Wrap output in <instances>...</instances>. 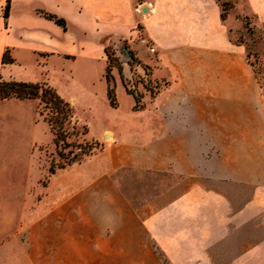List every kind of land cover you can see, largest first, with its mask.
Returning <instances> with one entry per match:
<instances>
[{
	"label": "crops",
	"instance_id": "crops-1",
	"mask_svg": "<svg viewBox=\"0 0 264 264\" xmlns=\"http://www.w3.org/2000/svg\"><path fill=\"white\" fill-rule=\"evenodd\" d=\"M5 4L0 78L47 83L72 104L84 139L100 143L51 173L47 194L25 201L35 203L25 264H165L159 251L181 263L188 237L172 218L174 209L186 216L188 205L179 197L264 194V93L245 47L231 38L234 12L222 17L219 0H10L4 18ZM238 6L264 23V0ZM117 43L150 71L153 90L137 99L121 68L109 67ZM5 52L12 61L3 62ZM79 102L95 125L75 118ZM132 171L177 180L158 191L145 183L136 198Z\"/></svg>",
	"mask_w": 264,
	"mask_h": 264
},
{
	"label": "rangeland",
	"instance_id": "rangeland-1",
	"mask_svg": "<svg viewBox=\"0 0 264 264\" xmlns=\"http://www.w3.org/2000/svg\"><path fill=\"white\" fill-rule=\"evenodd\" d=\"M219 1L224 14L234 12L231 38L245 47L247 60L264 93V23L251 13L240 11L242 7L238 5L244 0ZM125 44L115 47L120 59L114 54L113 45L108 48L110 64L117 69L127 57ZM119 73L127 87L128 72L124 76L119 69ZM53 81L66 95L71 92L72 88L58 73ZM138 86L137 96L148 88ZM84 105L79 102L74 107L75 118L94 124ZM50 115L49 108L37 99L12 97L0 101V264H25L21 244L25 246L26 221L35 214V203L25 208V201L30 200V194L34 200L39 194H47L49 167L58 171L59 166L79 163L100 148L98 141L84 139L83 128L77 127L73 118L64 124L65 139L56 144L54 131L46 119ZM257 169L253 166V175ZM126 175L132 180L129 187L136 198L143 196L145 183L149 189L158 191L177 180L169 173L132 171ZM250 197V207L245 206V198ZM177 201H186L188 205L186 216L174 209L172 218L173 228L188 237L185 257L177 259L181 263H174L159 251L165 264H264V194H188Z\"/></svg>",
	"mask_w": 264,
	"mask_h": 264
},
{
	"label": "trees",
	"instance_id": "trees-1",
	"mask_svg": "<svg viewBox=\"0 0 264 264\" xmlns=\"http://www.w3.org/2000/svg\"><path fill=\"white\" fill-rule=\"evenodd\" d=\"M10 0H6V4L4 6V18L7 17L9 11ZM222 6V4H221ZM225 10L222 8L221 16H225ZM50 19H53L56 23L61 26H64L65 23L62 19L56 17L52 14H44ZM108 55V63L110 67L109 54ZM247 56V54H246ZM12 61L11 58L6 55V52L3 55V62ZM251 65V64H250ZM127 89V88H126ZM130 93H132L129 89H127ZM12 97L18 99H37L39 102H43L46 108H49L51 115L47 117V122L51 125L52 130L54 131V142L57 144L58 140H64L66 137V133L64 129V124L70 122L73 118V106L70 102L63 99L56 90L49 86L45 82H30V81H20L14 79H3L0 78V101L10 99ZM112 103V97L109 94ZM137 96H135V99ZM42 114V111L40 112ZM53 119V120H52ZM86 129H83L85 133ZM77 157V156H76ZM77 160L76 158L73 159ZM70 163V162H68ZM64 165L59 166V168H63ZM49 172H55V168L50 166Z\"/></svg>",
	"mask_w": 264,
	"mask_h": 264
},
{
	"label": "built area",
	"instance_id": "built-area-1",
	"mask_svg": "<svg viewBox=\"0 0 264 264\" xmlns=\"http://www.w3.org/2000/svg\"><path fill=\"white\" fill-rule=\"evenodd\" d=\"M139 41L143 43L145 46H147L148 51L153 53L154 52V47L148 45V41L145 40L144 38H140ZM126 47V46H124ZM125 49V48H124ZM126 50V49H125ZM115 55L118 56L117 50H115ZM125 53H127V57L124 61L120 62V68H121V74L125 76V71L128 72V75H126L127 80L129 82L128 85H126L127 89H129L134 95H138L137 91H139V86L141 87H152V79L150 76V71L147 67V65L141 63L140 61L136 60L131 52L130 49L126 50ZM113 54V55H114ZM119 58V56H118ZM120 59V58H119ZM139 75V82L136 84L135 76ZM153 88V87H152Z\"/></svg>",
	"mask_w": 264,
	"mask_h": 264
},
{
	"label": "water",
	"instance_id": "water-1",
	"mask_svg": "<svg viewBox=\"0 0 264 264\" xmlns=\"http://www.w3.org/2000/svg\"><path fill=\"white\" fill-rule=\"evenodd\" d=\"M145 9H146V8H143L142 11L145 12V11H146Z\"/></svg>",
	"mask_w": 264,
	"mask_h": 264
}]
</instances>
